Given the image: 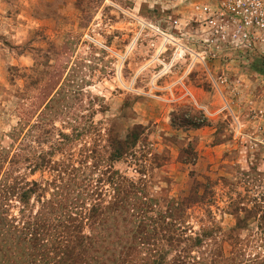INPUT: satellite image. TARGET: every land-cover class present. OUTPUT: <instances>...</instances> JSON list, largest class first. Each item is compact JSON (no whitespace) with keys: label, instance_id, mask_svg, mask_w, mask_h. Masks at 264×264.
I'll return each instance as SVG.
<instances>
[{"label":"rangeland","instance_id":"rangeland-1","mask_svg":"<svg viewBox=\"0 0 264 264\" xmlns=\"http://www.w3.org/2000/svg\"><path fill=\"white\" fill-rule=\"evenodd\" d=\"M206 1L0 0V192L36 181V215L76 168L84 189L104 177V204L119 179L154 210L193 195L169 258L264 264V51L209 47Z\"/></svg>","mask_w":264,"mask_h":264},{"label":"trees","instance_id":"trees-1","mask_svg":"<svg viewBox=\"0 0 264 264\" xmlns=\"http://www.w3.org/2000/svg\"><path fill=\"white\" fill-rule=\"evenodd\" d=\"M110 168L104 174L111 172ZM67 171L68 168L60 173V181L53 182L51 197L43 202V209L36 215H27V200L37 188H42L36 181L0 192V234L5 241L0 246V252H5L0 264H244L241 249L226 257L221 246L208 263L205 259L192 260L186 248L169 258L167 247L172 245L171 239L180 238L179 232H186L181 227H185L187 209L192 208L193 200L197 202L201 198L192 195L182 203L169 202L165 209L154 210L138 197L139 188L132 182L127 186L125 180L119 179L116 183L111 181L115 195L104 204V189L100 184L104 177L98 178L96 188L84 189L77 169L68 172L65 178L63 174ZM12 192L18 193L23 203L21 226L19 222L12 224L16 220L8 219L3 212ZM150 211H155L156 216L149 218ZM85 225L90 229L88 233L83 230ZM158 235L163 236L161 241ZM200 237L186 240L194 241V246L199 247L203 244Z\"/></svg>","mask_w":264,"mask_h":264},{"label":"built area","instance_id":"built-area-1","mask_svg":"<svg viewBox=\"0 0 264 264\" xmlns=\"http://www.w3.org/2000/svg\"><path fill=\"white\" fill-rule=\"evenodd\" d=\"M195 9L209 47L264 51V0H209Z\"/></svg>","mask_w":264,"mask_h":264}]
</instances>
